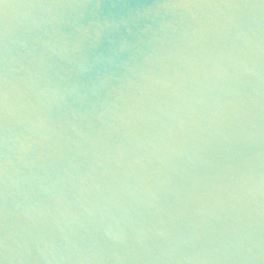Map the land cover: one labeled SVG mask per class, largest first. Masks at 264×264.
Masks as SVG:
<instances>
[{
  "label": "water",
  "instance_id": "water-1",
  "mask_svg": "<svg viewBox=\"0 0 264 264\" xmlns=\"http://www.w3.org/2000/svg\"><path fill=\"white\" fill-rule=\"evenodd\" d=\"M0 264H264V0H0Z\"/></svg>",
  "mask_w": 264,
  "mask_h": 264
}]
</instances>
